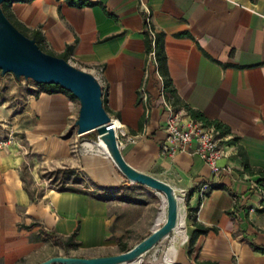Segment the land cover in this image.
Here are the masks:
<instances>
[{
  "label": "crops",
  "instance_id": "1",
  "mask_svg": "<svg viewBox=\"0 0 264 264\" xmlns=\"http://www.w3.org/2000/svg\"><path fill=\"white\" fill-rule=\"evenodd\" d=\"M89 1L95 4L15 1L10 10L29 33H41L54 55L71 46L68 61L74 66L93 75L95 67H103V106L134 139L121 148L124 159L138 171L168 176L175 188L185 190L190 235L195 222L208 230L176 264H264V195L251 187L252 181L264 185V0ZM147 14L163 34L172 93L147 58ZM35 95L27 142L44 160L64 158L75 99L65 92ZM165 104L197 111L224 127L231 141L218 165L227 172L215 176L197 155L162 153ZM82 146L94 153L82 159L91 184L99 190L120 188L126 179L106 152L88 140ZM25 160L13 147L0 148V264H36L43 260L37 251L57 243L52 235L65 240L76 230L79 246L103 245L116 222L107 202L87 188L33 194L21 169ZM203 182L218 184L201 199Z\"/></svg>",
  "mask_w": 264,
  "mask_h": 264
},
{
  "label": "rangeland",
  "instance_id": "2",
  "mask_svg": "<svg viewBox=\"0 0 264 264\" xmlns=\"http://www.w3.org/2000/svg\"><path fill=\"white\" fill-rule=\"evenodd\" d=\"M37 92H39V86L33 80L16 78L11 73L3 75L0 73V148L13 147L25 154L26 160L21 165V169L25 185L33 194H40L47 188L53 190L65 187L77 190L87 188L85 189L87 192L95 193L101 200L107 202L109 212L115 211L116 222L113 223V234L101 246L73 247L60 242H50L45 243V246L37 251L36 258L44 260L57 255L81 257L113 255L124 252L121 251L122 243H125L129 250L153 230L155 216L161 210L163 193L147 185L128 180H125L116 190H99L91 184L89 175L82 166V159L94 153L85 151L82 142L84 140L96 142L97 138L95 131L77 133L75 121L80 107L77 99H75L76 110L69 119L67 129L68 155L61 159L44 160L40 154L33 152L27 142L25 130L28 123L35 120L33 112L29 111V103L30 100L38 97L35 95ZM149 175L174 187L166 175ZM185 199L186 195L183 197L182 205L186 219L187 239L178 252L179 257L181 253H187L190 238ZM60 241L64 242L63 239ZM168 243V241L156 243L142 259L141 264H165L164 254ZM178 258L174 264L178 263Z\"/></svg>",
  "mask_w": 264,
  "mask_h": 264
},
{
  "label": "water",
  "instance_id": "3",
  "mask_svg": "<svg viewBox=\"0 0 264 264\" xmlns=\"http://www.w3.org/2000/svg\"><path fill=\"white\" fill-rule=\"evenodd\" d=\"M0 0V73L31 79L39 84H54L69 91L80 103L75 121L78 134L95 131L96 143L103 148L117 169L130 182L147 185L166 197V221L129 250L106 256H51L36 264H123L150 250L174 224L177 197L185 190L177 189L148 173L133 168L124 159L113 129H107L110 116L103 106L102 87L96 77L68 60L39 48L34 38L23 34L5 15Z\"/></svg>",
  "mask_w": 264,
  "mask_h": 264
},
{
  "label": "built area",
  "instance_id": "4",
  "mask_svg": "<svg viewBox=\"0 0 264 264\" xmlns=\"http://www.w3.org/2000/svg\"><path fill=\"white\" fill-rule=\"evenodd\" d=\"M141 1V0H139ZM149 14L146 15L145 23L147 24L151 37L152 45H154L155 28L151 25ZM148 61L157 67L155 51L152 49L147 54ZM97 75H94L98 82H101L102 66L95 67ZM101 85V83H100ZM146 94L143 95V100H146ZM168 115L163 126L165 131V139L161 144L163 154L173 157L175 154L185 152L190 155L199 156L206 165L210 168L215 176H219L223 172H227V166H219L218 160L222 157H227V146L231 141V137L223 133L212 123H205L201 119L194 118L189 111L182 108L166 105ZM110 116L107 129H113L118 146L122 148L129 141H133V137L127 134L124 124L118 117ZM218 183H200V197H205L207 188L217 185ZM251 187L259 194L264 195V185L252 181ZM186 195V192H185ZM250 211L253 208L249 209Z\"/></svg>",
  "mask_w": 264,
  "mask_h": 264
},
{
  "label": "trees",
  "instance_id": "5",
  "mask_svg": "<svg viewBox=\"0 0 264 264\" xmlns=\"http://www.w3.org/2000/svg\"><path fill=\"white\" fill-rule=\"evenodd\" d=\"M28 2L31 0H5L4 2L1 3V8L3 10V12L5 13L6 17L26 36L30 37V38H34L36 43L38 44L39 48L42 49L43 51L47 52V53H51L49 50L46 49V47L44 46V39L43 36L41 35V33L39 31H31L30 33L27 31V29H25L15 18L13 13L10 10V4L12 2ZM67 2L68 5L70 6H75V7H83V6H91L94 5L95 2L89 1V0H65ZM144 35H145V41L147 44V51H151L152 49H154L155 51V58H156V62H157V69L161 75V77L163 78L164 81V87L165 89L170 90V92L172 93L173 90L169 88L170 85V80L168 77V73H167V69H166V64H165V54H164V48H163V34L159 33V32H155L154 35V45H152V37H151V33L150 30L147 26V24L145 23L144 25ZM72 47L71 46H67L64 53L61 55H58L59 57H62L66 60H68V55L69 52L71 51ZM53 54V53H51ZM39 90L47 92V93H52V92H65L69 95L70 98L72 99H76L69 91L61 88L58 85H54V84H39ZM190 115L194 118H198L201 119L202 121H204L205 123H212L214 124L217 128H219L223 133L226 132V130L224 129V127H222V125L219 122L216 121H210L208 119H206L201 113L197 112V111H192V110H188ZM245 166V170H250L249 165L245 162L244 163ZM158 214V213H157ZM157 216V215H156ZM155 216V218H156ZM196 228L193 230V232L190 235L189 238V242H188V253H190L192 251V248L194 246V243L196 241V238L199 234H203L206 233L208 228L204 227L198 223H196ZM77 230L72 233L70 236H68L64 242L60 241L59 239L55 238L54 235L53 238L55 239V241L57 243H61L63 245H69V246H73V247H77L79 246L78 242L74 241V236L76 235ZM127 250V245L125 243L121 244V251H125ZM202 264H216L210 261H204L202 262Z\"/></svg>",
  "mask_w": 264,
  "mask_h": 264
},
{
  "label": "bare ground",
  "instance_id": "6",
  "mask_svg": "<svg viewBox=\"0 0 264 264\" xmlns=\"http://www.w3.org/2000/svg\"><path fill=\"white\" fill-rule=\"evenodd\" d=\"M94 143L97 145L96 148L103 150V148L100 147L96 142H94ZM85 147L87 149H93L90 144H86ZM182 200H183V197L179 195L177 197V218H176L175 224L167 232L162 234V236L158 240V242H164V241L169 242L168 246L166 248L165 254H164L165 264H174L175 263V261L178 258V252H179L181 246L185 243V241L187 239L186 219H185V214L183 212ZM166 202H167L166 197L163 194L161 210L158 212V214L154 220L153 230L161 228L162 225L166 221ZM150 250L141 254L137 258L130 260L128 262H125L123 264H141L142 259L144 257H146L147 253Z\"/></svg>",
  "mask_w": 264,
  "mask_h": 264
}]
</instances>
